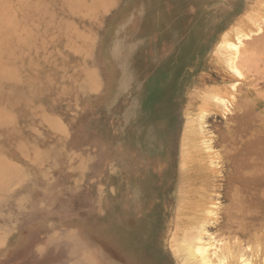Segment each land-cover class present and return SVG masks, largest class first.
<instances>
[{"label":"bare ground","instance_id":"6f19581e","mask_svg":"<svg viewBox=\"0 0 264 264\" xmlns=\"http://www.w3.org/2000/svg\"><path fill=\"white\" fill-rule=\"evenodd\" d=\"M139 1L136 11L124 14L103 44L102 59L115 72L118 94L116 117H107L101 125L102 137L116 141V149L112 150L119 162L115 175L118 264H264V253L258 257L249 247L250 240L264 245V99L258 96L263 94L236 90V80L226 79L210 84L211 90H189L191 65L185 66L189 61L199 63L200 54L206 50L218 58L215 62H226L228 70L232 68L240 77L243 71L239 66L251 67L252 61L264 55V47L256 44L258 40L249 46L238 44L247 35L241 28L244 13L240 17L238 4L231 13L233 18L224 21L229 25L224 27L220 40L198 45L197 27L196 32L186 30L198 7L179 8L174 0H159L158 4L154 0ZM158 6L165 8L169 16L157 19L160 28H155L148 11ZM250 15L247 12L244 16H249L246 19L251 23L257 20L258 16ZM262 33L259 39L264 45V29ZM74 36L79 32L75 31ZM74 40L70 35L71 46ZM5 45L0 36V200L10 190L13 179L24 174L29 158H36L40 150L29 158L24 154L25 149L36 145L24 142L29 139L20 134L22 126L17 121L22 118L18 102H28L23 90L33 91L32 98L38 93L41 58L24 61ZM257 48L262 54L254 52ZM67 58L62 63L64 71L75 68L73 56ZM45 63L49 65L41 90L49 94L55 90L60 98L64 90H82L75 86L73 72L71 86L63 78L64 72L58 87L52 58ZM8 74L14 83L11 89L6 84ZM7 90H11L10 99ZM45 111L51 114L46 118L52 128H64L51 108ZM219 198L228 204L220 208L216 202ZM110 205L103 199L99 207ZM211 224L218 230L216 235L210 232ZM21 239L20 233L11 247L17 246L22 264H46L57 251L65 249L59 243L55 246L49 234L44 258L28 259L31 238L25 240L26 245ZM248 250L252 253L247 254ZM62 258L57 256L58 260Z\"/></svg>","mask_w":264,"mask_h":264},{"label":"rangeland","instance_id":"374dc122","mask_svg":"<svg viewBox=\"0 0 264 264\" xmlns=\"http://www.w3.org/2000/svg\"><path fill=\"white\" fill-rule=\"evenodd\" d=\"M154 1L156 4L160 3L159 0ZM174 1L179 8L198 7V12L193 11V19L186 26L187 32L190 29L196 32L197 27L198 45L220 40L224 27L229 25L224 24V21L233 18L231 13L237 4L240 6V17L249 12L259 17L256 18L260 25L256 24L258 28L264 26V0ZM137 3L140 1L0 0V36L3 37L5 46L16 58L29 61L40 57L39 62L42 63H39L41 68L38 69V93L32 98L33 91L26 93L23 90V96L28 102H18L22 118L17 121L22 126L20 134L29 139L24 142H34L36 145L25 149L27 152L24 154L29 158L30 154L40 150L35 153L36 158L34 155L29 158L28 165L24 166V174L13 179L10 190L0 200V264L23 263L18 257L17 246L11 247L20 233L22 243L25 244L29 237L32 241L29 247L26 246L28 259L40 261L44 258L48 246L46 239L50 234L54 237L52 242H55V246L59 243L65 249L57 251L56 257L46 264H108L103 257L109 259L111 264L119 263L115 207L118 202L115 175L119 162L112 150L116 149L115 139L106 141L101 135V125L107 117H116L118 94L114 86L115 72L102 57L105 53L103 44L114 25L124 14L134 13L138 8ZM149 12L154 18L155 28H160L157 19L169 16L168 11L161 6L151 8ZM244 15L242 20L245 23L241 28L247 35L242 36L238 44L244 47L255 44L258 40L256 44L264 47L259 39L264 28L257 30L254 24L256 21L251 23L246 19L249 16ZM196 16L197 21H194ZM201 19L204 21L199 22ZM74 30L79 32V36H74ZM68 33L75 39L73 46L70 45ZM55 37L59 40L51 41ZM42 44L44 46L40 47ZM254 52L262 54V49L257 48ZM35 53L40 55L34 56ZM67 56H73L75 68L70 67L64 71L62 63L68 59ZM259 56L258 61H252L251 67L239 66L240 72L243 71L239 77L232 68L228 70L230 68L226 62H215L218 58L208 55L205 50L200 54L202 60L199 63L189 61L185 65H191L188 75L189 81L191 80L189 90H211V85L220 83L222 79L236 80V90H257L259 94H263L258 96L264 99V55ZM49 57L58 73V87V80L64 72L66 75L63 78L68 79L67 84L71 86L69 80L73 72V82L82 90L74 89L73 93L71 90H64L62 98L57 97L55 90L51 94L47 90H41L44 85L41 83L42 79L46 77V64L49 65L45 62ZM252 57L255 58V55ZM88 73L90 74L86 76ZM8 76L6 84L11 89L14 83L10 74ZM7 91L10 99L11 90ZM45 108L52 109L56 118L65 125L64 128L55 129L50 126L51 121L46 118L50 113ZM216 119L219 122L221 120L220 125L224 126L220 116ZM97 198H100V203ZM103 199H107L112 205L99 207ZM216 202L220 208L228 204L227 200L220 198ZM212 226L214 225L211 224L210 232L216 235L218 230ZM249 247L258 257L264 253L263 244L250 240ZM247 252L252 253L249 250ZM59 255L63 257L62 260L57 259ZM130 262L145 264L144 261Z\"/></svg>","mask_w":264,"mask_h":264}]
</instances>
